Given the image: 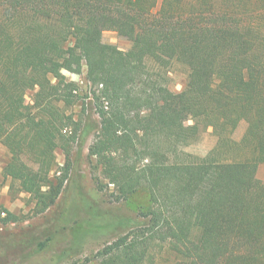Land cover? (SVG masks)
<instances>
[{"label":"trees","instance_id":"obj_1","mask_svg":"<svg viewBox=\"0 0 264 264\" xmlns=\"http://www.w3.org/2000/svg\"><path fill=\"white\" fill-rule=\"evenodd\" d=\"M156 3L0 0L3 177L30 195L36 214L55 204L76 139L64 130L77 125L60 104L79 97L61 70L84 63L101 86L90 155L120 198L145 187L151 200L148 224L99 251L103 263L155 264L156 245L172 264H264V0H163L154 14ZM105 31L131 48L106 44ZM175 61L189 70L178 93L168 85ZM209 127L218 138L211 152L185 154ZM57 149L67 162L54 178ZM0 219L19 220L2 206Z\"/></svg>","mask_w":264,"mask_h":264},{"label":"rangeland","instance_id":"obj_2","mask_svg":"<svg viewBox=\"0 0 264 264\" xmlns=\"http://www.w3.org/2000/svg\"><path fill=\"white\" fill-rule=\"evenodd\" d=\"M162 1L157 0L154 14L159 12ZM103 41L122 51L131 48V42L114 31H105ZM61 75L77 85L79 95L71 106L60 104L77 124L64 130L76 135L71 144L69 175L55 204L45 213L36 214L30 195L22 192L17 183L3 177L9 156L0 144V206L19 218L9 223L0 219V264H104V259L97 256L99 251L148 224V219L143 217L151 206L147 188L141 187L128 198H120L118 188L105 178L98 159L90 155V147L101 127L95 99V93L100 96L101 86L94 87L88 81L84 63L74 69L63 68ZM188 80V68L175 61L168 74L169 89L178 93ZM35 92L26 93L28 105L33 104ZM246 128L247 123L241 122L233 139L240 141ZM217 141L213 128L209 127L201 130L182 151L206 157ZM55 154L57 165L51 173L54 178L62 174L67 162L64 150L57 149ZM257 176L264 183V163L259 165ZM152 254L156 256L155 264H172L174 259L166 247L160 249L153 245Z\"/></svg>","mask_w":264,"mask_h":264}]
</instances>
